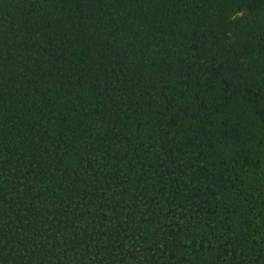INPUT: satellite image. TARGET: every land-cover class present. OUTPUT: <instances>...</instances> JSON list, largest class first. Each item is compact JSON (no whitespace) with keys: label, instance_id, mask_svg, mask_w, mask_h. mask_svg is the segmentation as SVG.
Instances as JSON below:
<instances>
[{"label":"trees","instance_id":"obj_1","mask_svg":"<svg viewBox=\"0 0 264 264\" xmlns=\"http://www.w3.org/2000/svg\"><path fill=\"white\" fill-rule=\"evenodd\" d=\"M0 264H264V0H0Z\"/></svg>","mask_w":264,"mask_h":264}]
</instances>
